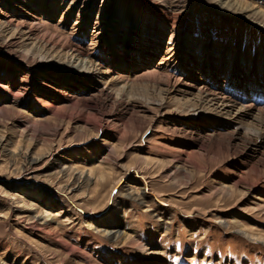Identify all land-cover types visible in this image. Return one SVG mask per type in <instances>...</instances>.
Returning <instances> with one entry per match:
<instances>
[{
  "label": "rangeland",
  "instance_id": "374dc122",
  "mask_svg": "<svg viewBox=\"0 0 264 264\" xmlns=\"http://www.w3.org/2000/svg\"><path fill=\"white\" fill-rule=\"evenodd\" d=\"M220 1L0 0L1 264H264V142L216 137L192 118L196 90L166 83L216 68L218 92L246 84L230 115L258 96L264 28ZM108 216L146 248L104 236Z\"/></svg>",
  "mask_w": 264,
  "mask_h": 264
},
{
  "label": "bare ground",
  "instance_id": "6f19581e",
  "mask_svg": "<svg viewBox=\"0 0 264 264\" xmlns=\"http://www.w3.org/2000/svg\"><path fill=\"white\" fill-rule=\"evenodd\" d=\"M233 3L234 4H241L242 7L234 11L231 8ZM242 3H244V2H242V1L238 2L236 0L235 1L234 0H228V2H226V1L222 0V1H220V3H218V5H222L223 4V6H221V8H225V10L227 12H229L228 14H230V15H235L236 13H237V15H239V14H243L244 13L243 17H244V19H246V21H249V22H251L254 25H257V26H260V27L264 28V10H262L260 8H257V10L256 9H254V10L253 9H248L247 3L246 4H242ZM243 5H245L246 8H244ZM238 7H240V6H238ZM152 8H153L154 16L156 15L155 16L156 22H159V17L160 16L164 17L163 19H165V20L168 19V21H170V20L173 21L171 19L172 15H170L166 11V9L164 10L163 7H161L160 5H154ZM9 20L10 19H8L6 21V23L9 22ZM174 26L172 27L171 35H173V33L175 31H177V30L174 29ZM159 29L153 30L154 31L153 33H155L154 34L155 36L159 35V37L161 38L162 35L164 34V32H163L164 31L163 30L164 27H159ZM31 33H29V34H31ZM205 36H206V34L204 33L203 37H205ZM27 37H28V35H27ZM204 45H206V43ZM177 46H178V44H175L174 48L176 49V52H177V55H178L177 56L178 63L181 64V62H184V60L187 59L188 62H190L191 66H194L193 58L190 55H187V58H186V54L184 52H182L180 50V48L178 49ZM64 49H65V47H64ZM69 49H71V48H69ZM72 49H73V47H72ZM70 51H68V52H70ZM170 51L171 50L168 49V53ZM70 53H71V56H69L70 59H72L74 57V61L73 62H76L74 64L75 67L79 68L80 70H81V68H83V70H85V68H87V70H88L87 73L89 72V70H92V69H90L89 67L86 66V64L84 62L85 60L83 58H80L81 55L80 56L77 55V57H76V56H74L76 54L72 55V52H70ZM97 64H99V62ZM176 64H177V62H176ZM80 66H81V68H80ZM215 70H217V69L216 68L212 69V76H211L212 81L208 82V83H202L199 86H194V84H192L191 82H188V81H182L179 76H174V77H172V79H171V77H168V79L167 80L165 79V80H166L168 88L169 87L170 88H174L175 91L181 92L183 94L185 93V94L191 95L192 94V93H190L191 90H188V89H192L193 88L194 90H196L197 93L195 95H193L192 98H190V99L194 100V104H195L194 107L197 108L196 109L197 112L192 114V118L196 119L198 121H201L202 118L206 117L207 118V122L209 121L207 123V125L212 124V125L216 126V129L214 130L215 134L217 135L216 137L226 138L227 140L228 139L231 140L232 139L231 138L232 135H234L235 137H237V136L239 137L240 136V137L246 138V142L249 141L253 146L257 147V146L262 145L263 142H264L263 139H260L259 141H257V139L255 137L254 138L252 137V136L259 137L258 136L259 133L257 134L256 129L250 127L249 124L245 123V121L243 119H244V117L248 116L249 118L252 119L253 122L255 121L254 124H256V125L258 124L257 126H259L260 123H261V125H264V109H261V108L264 107V104L259 107V103L262 104L261 101L262 100L264 101V95H262V93H261V91L264 93V86H256L257 87L256 92L259 91L258 96H256L257 93H255V91H254L255 95H253L250 98L251 101H249L248 103L242 104V106L239 107V111L237 113L230 115L231 112H232L233 107L235 106L234 103L237 102L236 100H239V101L243 100L241 96H245V95H244V93H242V88H243V86H246V84H244L243 82L239 83L241 86L240 85L237 86L235 84H231L230 88H229L230 92L227 91V90H224V92H223V88H222L221 92H218V90H217L218 89V85L215 83V80H216L215 74H218V71L214 72ZM105 72L107 73V71H105ZM102 73H103V71H102ZM118 75L120 76V74L117 73L116 76H118ZM186 77L190 80V78L192 76L190 74H188ZM251 88H252V86H251ZM236 90H240V93H236ZM252 110L256 111V113H252ZM221 111H223V113ZM201 112H203L204 115H200ZM220 112L222 114H220ZM223 115L224 116H229L230 120L226 121L227 123H223V121H222L223 119L220 118ZM253 122H252V124H253ZM198 125H203V124L201 122V123H198ZM227 126L228 127H233L234 126V129L238 130V131L242 130L244 132V135L238 134L234 130H230L229 128H227ZM210 138H211V136H210ZM212 139H213V137H212ZM207 140H209V139H207ZM212 142L213 141L211 140V143ZM178 167H181V165L180 166H175L174 170H173V172L175 171L176 174H178V172H180V170H178ZM120 179H121V177L117 180V182ZM242 183H244V182L242 181ZM235 184L237 185V183H235ZM244 184L247 185V186H250L249 184H246V183H244ZM143 189H145V188H143ZM146 191L142 190L139 193L138 192L136 193V192H133V191H129V192H126L125 195L128 196L129 198L131 197L133 199H137L139 201H142V197L141 196H143ZM50 215H51L50 212L43 211L42 215L39 214V215H35L34 217L41 218L42 221L44 222L43 224H45L46 222H48L47 218ZM34 217H32V218L34 219ZM231 217H232L233 223H238L237 214H233L232 213ZM108 218L109 219L107 221L110 222V224L108 225L110 228L109 227L106 228V229H102L101 228L102 231H103L104 236H106L109 239H112V238L116 239V238L121 236V238H123L127 242L129 241L130 243H133V244L137 245L138 247L146 248L144 244L136 243V241L133 239V237L127 235L124 232H121V227L119 226V224L114 223L116 221V219L113 220L109 216H108ZM50 220H52V219H50ZM35 222H36V220H35Z\"/></svg>",
  "mask_w": 264,
  "mask_h": 264
}]
</instances>
